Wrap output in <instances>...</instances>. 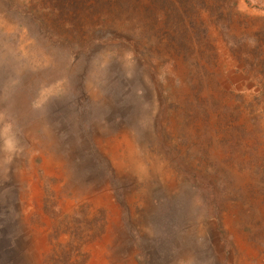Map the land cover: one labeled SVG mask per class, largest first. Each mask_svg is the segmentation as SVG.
<instances>
[{
  "label": "rangeland",
  "instance_id": "obj_1",
  "mask_svg": "<svg viewBox=\"0 0 264 264\" xmlns=\"http://www.w3.org/2000/svg\"><path fill=\"white\" fill-rule=\"evenodd\" d=\"M0 264H264V0H0Z\"/></svg>",
  "mask_w": 264,
  "mask_h": 264
}]
</instances>
